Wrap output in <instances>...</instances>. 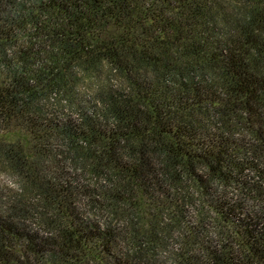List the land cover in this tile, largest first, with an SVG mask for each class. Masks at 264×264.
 Returning a JSON list of instances; mask_svg holds the SVG:
<instances>
[{
    "label": "trees",
    "instance_id": "obj_1",
    "mask_svg": "<svg viewBox=\"0 0 264 264\" xmlns=\"http://www.w3.org/2000/svg\"><path fill=\"white\" fill-rule=\"evenodd\" d=\"M0 136V264H264V0H0Z\"/></svg>",
    "mask_w": 264,
    "mask_h": 264
},
{
    "label": "rangeland",
    "instance_id": "obj_2",
    "mask_svg": "<svg viewBox=\"0 0 264 264\" xmlns=\"http://www.w3.org/2000/svg\"><path fill=\"white\" fill-rule=\"evenodd\" d=\"M1 137V136H0ZM3 139H11L13 140L12 135L11 134H5V135H2ZM1 185H8L9 187H14L15 186V182L12 178H10L9 176L3 174V173H0V186Z\"/></svg>",
    "mask_w": 264,
    "mask_h": 264
}]
</instances>
